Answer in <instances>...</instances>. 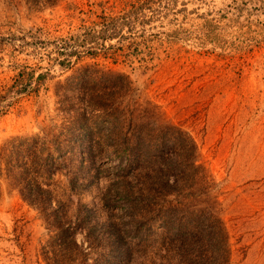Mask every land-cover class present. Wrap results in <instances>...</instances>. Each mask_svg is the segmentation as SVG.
I'll return each instance as SVG.
<instances>
[{
	"label": "rangeland",
	"instance_id": "374dc122",
	"mask_svg": "<svg viewBox=\"0 0 264 264\" xmlns=\"http://www.w3.org/2000/svg\"><path fill=\"white\" fill-rule=\"evenodd\" d=\"M141 1L57 0L43 6L0 0V94L7 97L0 109V147L12 136L59 131L55 89L75 68L95 64L124 74L137 102L155 105L163 122L193 136L197 161L210 178L206 202L227 232L229 264H264V0H149L122 25L119 39L86 37L99 29L102 16H120ZM39 73L45 74L41 81ZM21 84L27 90L16 92ZM108 143L98 140L95 147L108 151ZM70 145L64 166L42 181L54 202L64 203L62 218H82L79 210L90 209L83 217L93 229L84 225L76 239L86 261L102 264L110 249L101 226L118 222L103 206L112 202V160L92 178L74 139ZM3 167L0 264H46L42 246L50 232L44 216L21 198ZM160 242L153 237L138 246L136 264H159Z\"/></svg>",
	"mask_w": 264,
	"mask_h": 264
},
{
	"label": "trees",
	"instance_id": "16d2710c",
	"mask_svg": "<svg viewBox=\"0 0 264 264\" xmlns=\"http://www.w3.org/2000/svg\"><path fill=\"white\" fill-rule=\"evenodd\" d=\"M33 1L48 6L57 0ZM148 1L117 17L102 16L99 29L86 37L119 39L122 25ZM17 76L22 78L23 71ZM44 78L43 73L36 76L37 81ZM26 90L21 84L16 92ZM55 94L61 120L57 133L12 136L0 147L4 175L44 216L50 232L42 246L46 264H72L80 258V264H100L98 259L86 261L87 253L76 239L84 225L93 229L83 217L90 209L79 210L83 219L62 218L64 203L54 202L48 183L42 181L64 166L73 139L92 178L106 171L104 164L112 160V202L109 198L103 206L112 209L118 222L112 219L101 226V239L110 249L102 264L138 263V246L153 237L161 239L159 264H229L227 232L209 203L210 178L197 161V146L188 130L163 122L155 105L137 102L126 75L95 64L75 68L57 84ZM5 97L0 94V109ZM98 140L112 142V149L95 147ZM116 256H122L119 262Z\"/></svg>",
	"mask_w": 264,
	"mask_h": 264
}]
</instances>
